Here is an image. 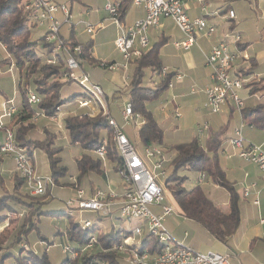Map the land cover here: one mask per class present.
I'll list each match as a JSON object with an SVG mask.
<instances>
[{"label":"trees","instance_id":"obj_1","mask_svg":"<svg viewBox=\"0 0 264 264\" xmlns=\"http://www.w3.org/2000/svg\"><path fill=\"white\" fill-rule=\"evenodd\" d=\"M26 1L0 0V44L9 57L6 64L9 66L13 64L18 76L17 100L13 102L16 112L8 119L9 124L7 127L13 130L17 144L23 148H28L29 152H27L32 157L34 150H41L45 154L49 166L50 175L48 176L53 179L55 185L61 183L72 185L73 183L69 181V178L74 176L68 177V180L64 179L67 169L61 164V158L59 157L62 148L55 145L56 132L44 126V121H52L51 117L57 111H61L64 113L62 123L69 141L82 149V153L75 160L76 169L79 173L77 179L84 174H101L102 164L94 151L104 139H108L109 142L107 144L108 163L113 165L112 169L116 172L118 166H120V156L111 141L113 130L102 114L90 115L88 111L80 113L75 110V108H78V101L87 98L85 93L73 94L68 99L61 98V87L74 80L63 78V58L60 57L59 64L55 65L42 60L43 57L40 52L44 51L42 49L46 47L43 42V34L36 40L32 39V32L37 24L30 20L27 11L24 9ZM121 8V6H118V11L123 15L124 9ZM163 42L165 43V39H159L147 51L142 52L139 58L131 61L133 69L124 91L131 102L133 112L138 113L143 119L137 134L144 146L160 145L163 142V131L158 126L159 124L154 119L147 104L153 100L157 101L161 93L168 88V82L173 74L169 73L161 77L153 89H149L142 84L146 70L150 69L160 74L163 67L159 49ZM66 44L71 49L76 45H80L81 51L77 55L80 63L83 61H88L91 64L97 62L92 55L91 41L78 43L71 31L69 38L66 39ZM108 63H112V61L103 63L102 67H107L105 65ZM57 74H59L58 80H50L51 77H56ZM256 83V80H252L246 84L245 90L247 93L249 95H254L258 91L263 93L260 94L257 103L253 107L241 110V119L245 125L264 131V85L259 83L257 88H253ZM0 92L2 91L0 90ZM30 93L38 98L36 104L29 103ZM40 114L43 116L35 120L37 115ZM40 122H43V124L40 125ZM51 124L57 128L55 123L51 122ZM224 132L225 127H220L217 130H208L204 140H200L196 136L187 142L172 145L169 148L170 152L173 153L168 164L170 170L164 180L165 186L173 185L170 187L171 191L169 193L178 205L181 215L196 222L214 239L222 243H226V240L235 234L240 224L238 194L233 184L227 180L225 172L219 164V150L224 139ZM0 156L5 157L8 155L0 151ZM180 169L197 171L215 185L225 188L229 194L227 205L224 207L216 205L207 197L199 185L188 190L183 189V180L176 174ZM8 174V177L3 176L0 169V222L2 221L1 223L7 226V213L9 210L15 214L18 213L20 218L16 220V226L12 230L7 234H0V264H50L45 251L38 255L31 250L27 243V236L36 229L37 218L41 214L40 206L45 203V198L50 195V192L47 191L45 194L38 196L33 195L41 199L36 202L23 200L14 193L19 188L25 187L26 189L24 178L14 168ZM11 174L20 180L19 183L12 181V193L6 192L4 187V184L6 185L4 181L10 179ZM96 191L97 189H89L90 196ZM102 191H107V189ZM13 198L17 201L13 202ZM16 205L20 206L19 209H23V211L19 212ZM113 209L107 217L97 215L93 221L79 219L76 222L71 217L72 214L78 212L65 204L67 213L63 212L58 215L69 219L65 236L69 242L75 245L65 247L68 255L60 264H120L122 256L127 257L131 254L129 249L125 252L118 250V246H120L123 239L132 233L130 230L123 232L115 230V222L118 221L119 217L116 208ZM82 220L91 222L89 226L82 227ZM41 239V241L44 240ZM141 240L138 248L140 252L147 250L150 256H155L161 251V246L156 237L144 234Z\"/></svg>","mask_w":264,"mask_h":264},{"label":"built area","instance_id":"obj_2","mask_svg":"<svg viewBox=\"0 0 264 264\" xmlns=\"http://www.w3.org/2000/svg\"><path fill=\"white\" fill-rule=\"evenodd\" d=\"M185 0H132L136 6L142 7L144 17L135 21L132 25L123 27L121 34L114 40L115 47L122 53L123 62L118 65L112 61L108 63L109 70L126 71L127 66L132 60L139 58L142 52L147 51L149 41L147 31L150 27H158L161 19H170L177 27L183 38L179 41H173V45L177 49L188 50L196 43V39L200 35L210 36L215 33L216 26L209 24L204 17L190 18L184 9ZM24 9L27 11L30 20L37 26H45L43 33L44 47L41 56L45 57V62L55 65L59 64V58H63V78L77 80L79 85L100 101L99 110H94L91 100L86 99L78 101V108L88 109V114L94 115L97 113L105 117L109 127H111L113 142L117 154L120 156V166L116 170L119 177V191L107 189V191L97 190L90 197L84 196V191L81 188H76V197L66 200L65 204L73 209L82 211H90L101 216H109L113 208H116L119 219L128 221H141L146 223L147 230L144 232V227L135 226L131 233L139 236V240L135 239L133 234L124 238L118 250L125 252L128 249L131 254L126 257L131 264H231L225 254L213 251H196L190 247L174 240L171 234L163 226L162 221L164 216L170 215L174 208L171 204L161 205V215H155L149 210L150 205H160V202L165 197L164 180L170 170V157L165 155L162 148L155 144L145 146V157L139 155L132 146L129 138L124 133L123 128L117 124L109 112L106 96L102 92L101 87L94 83L88 74L81 68L78 54L81 51L80 45H76L72 49L66 44L60 34V28L66 24L70 30L75 28L72 21V14L66 4L60 3L59 0H27L24 4ZM105 10L109 13L110 20L120 26L118 8L111 2L105 4ZM229 19L234 17V12L227 11ZM103 27V23L91 25L85 23V30L89 34H94L99 28ZM235 33L231 32L213 45L205 56V63L210 68L209 83L203 88L206 96L205 105L210 108L212 113H219L227 102H231L233 108L241 112L244 108V102L240 98L239 92L244 90L246 84L252 80H256L257 75L249 69V59L242 56L239 49H231L228 40ZM233 43L240 42V35L235 34ZM235 38V39H234ZM232 42V41H231ZM48 50V51H47ZM245 61V65L240 66L239 62ZM107 63V62H104ZM103 63H101V66ZM247 65V68H246ZM169 74L165 68L161 69L160 77ZM180 74H173L168 82V88L172 86L173 80H181ZM259 80V79H258ZM191 92L196 91L195 87H191ZM264 95V94H263ZM260 97V96H259ZM264 97V96H263ZM28 101L31 104H36L38 98L30 93ZM16 112V107L13 100H6L1 105L0 111V130L3 131L4 137L0 142V151L10 155L13 159L15 171L24 178L26 188L32 195H42L47 191L51 192L55 186L53 179L46 176H39L32 163V155L26 149L17 147L15 136L12 129L7 127L3 120L9 119ZM175 117H180V111L174 109L171 111ZM121 118L124 124H133L138 129L143 123V119L138 113H134L129 98L123 102L120 110ZM43 115H37L38 119ZM64 113L57 111L51 117V120L57 126H61ZM58 122V123H57ZM243 124L234 130V136L229 140L230 144L238 149L237 155L246 162L254 164L264 175V142L261 145L248 143L242 135ZM207 129V124L201 127V130ZM110 141V140H109ZM108 139L102 140L100 146L94 151L99 158L102 166L105 167L108 160L107 144ZM148 162L152 163V170L148 167ZM103 167V168H104ZM159 169L158 175L155 169ZM105 169V168H104ZM107 173V171H105ZM158 176L163 179L161 181ZM204 175L201 174L199 182ZM255 186L254 183L250 187ZM250 187L243 190V196L247 197L250 194ZM264 193V182L260 190L257 192ZM253 204H258V200L254 199ZM91 221L82 220V227L89 226ZM118 231H125L119 227ZM147 234L157 238L161 251L155 256H150L147 250L140 252L141 239Z\"/></svg>","mask_w":264,"mask_h":264},{"label":"rangeland","instance_id":"obj_3","mask_svg":"<svg viewBox=\"0 0 264 264\" xmlns=\"http://www.w3.org/2000/svg\"><path fill=\"white\" fill-rule=\"evenodd\" d=\"M68 2V5H72V11H73V18L72 21L75 24V39L78 43H84L87 41H91L92 43V54L93 57L96 59L97 62L94 64L89 63L88 61H83L81 63L82 70L88 74L90 79L93 82H96L99 84V87H101L102 92L104 93V96H106L107 106L109 108V112L113 118H115V121L119 126L125 129L126 135H128L129 140L134 147L135 151L141 155L142 157H145L144 152V144L141 142L136 128L137 126H134L133 124H124V121L121 118L120 110L121 106L124 101H126L127 96L125 95V92H123L124 84L128 81L129 83V76H131L133 66L128 64L126 71L121 70H109L107 67H102L100 63L104 62H115L116 64L120 65L124 60L122 53L115 47L114 40L115 38L120 34V27L110 20L109 13L105 10V4L106 0H65ZM112 2V0L107 1ZM230 5L233 11L236 13L237 16V28L239 32H242L243 36L246 34L249 35L248 32H252L253 27L255 26V23H263L264 21V15L263 19L260 20V15L262 13V8H264V0H230ZM86 12L89 13V15L86 14ZM208 11L198 10V17H201L203 14H208ZM264 13V12H263ZM203 18V17H202ZM206 21L211 20L215 22L216 31L221 30L225 25H228V17L227 13L225 14H217V16L214 18L212 17H206L204 18ZM235 20V21H236ZM239 20V22H238ZM97 21H102L103 27L99 28L98 31H96L94 34H89L85 30V23H89L91 25H95ZM151 29H154V27H150L147 31L148 41H149V47L153 45L154 42L158 41L157 37L152 34L150 31ZM45 31V26H36L33 29L32 32V39L36 40ZM233 33L237 34V31L232 30ZM66 36V28H63L62 31ZM179 30L174 25V23L171 21L166 26V33H170L172 38H168L165 43L161 45L159 49V54H162L161 60L164 62H173L174 60V53H175V46L173 45V36H175ZM263 39H264V31L262 32ZM235 34L232 36L234 37ZM231 37L228 42L230 43L231 49H236V43H233V38ZM235 39V38H234ZM232 41V42H231ZM196 44V43H195ZM194 44V45H195ZM48 51V50H47ZM43 57V61H45V57ZM41 57V58H42ZM9 61V57L5 50L2 48L0 44V89H3L6 95L10 97L12 95L14 88H17V70L15 66L11 65V71H8L9 65L6 64V62ZM12 62V60H10ZM13 63V62H12ZM261 75L264 76V66L260 68L258 71ZM152 76V70H146L145 75L142 81V84L145 87H153L152 83H156L157 80H159V75L157 72L153 73ZM127 78V80H126ZM258 78V77H257ZM59 74L55 77H51L50 80H58ZM150 79L153 80V82H150ZM257 83L254 85L253 88H257L260 83L262 84V80L256 79ZM150 83L151 86H148ZM85 93L86 96L91 100L92 107L94 110H99V107L101 105L100 101L97 100L94 96H92L85 87L79 85L77 80L71 81L70 83H67L61 87L60 95L62 99H68L69 97L76 95V94H83ZM1 94V92H0ZM167 95V92L165 91L162 94V97L164 95ZM115 95V97H114ZM240 98L243 100L245 107L250 108L253 107V104H256L257 102V95H249L245 90H241L239 92ZM158 100V99H157ZM158 101L153 100L148 102L147 107L153 109L151 107L152 105H158ZM154 108L153 112L154 114L158 113V109ZM77 112L85 113L88 111V109H78L75 108ZM0 111H1V104H0ZM199 120L198 123H205L209 125V127H212V129H218L219 126H221L223 123L226 124V121L228 118L226 115L219 113H212L210 108L205 106H202L200 110H198ZM50 122V123H49ZM51 122L55 123L54 121H44L45 128H50L51 130H55L57 138L55 140V145H58L62 148V151L59 153V157L61 158V164L64 165L67 169L65 180H68V177L74 176L69 178V181L73 183L70 184H57L55 185L50 195H47L48 197L45 198V203L40 206V212L41 214L38 215L37 222H36V229L31 231L29 235L27 236V243L31 250H33L36 254L41 255L44 253V251L47 254V257L49 259L50 264H60L62 261L67 257L68 253L65 249L66 246L75 245L68 241V239L65 236L66 228L69 225V219L65 216L58 215L59 213H67L65 211V202L68 199H74L76 195V188H81L84 191V196H87V192H89V189H100L105 190L106 188H103L105 184L101 183L102 180L107 181L109 179L108 186L109 189L113 191H119L121 188H119V177L117 176L116 172L112 169L113 165L108 163V160L106 162L105 167L101 166L102 172L100 173H92V174H84L79 179L78 178V171L76 167L75 160L76 158L82 153V149L78 145L72 144V142L69 141V138L67 136V132L64 128L63 123L61 126L54 127ZM240 115L239 111L235 109V113L233 114V117L229 120L228 129L231 128H238L240 126ZM58 123V122H57ZM43 122H40V125H42ZM56 124V123H55ZM39 130L40 129V126ZM165 131L163 135V142L162 144H155L159 148H162L165 154H168L170 150L168 148H171L174 143H180L177 140L176 136L174 135L173 131L171 130ZM193 131L198 134L197 132V125L194 124ZM1 136H3L2 131ZM187 132V131H183ZM259 133V134H258ZM257 134H255L254 140H261L262 141V135L260 131H258ZM206 131L203 133H200L198 136L200 139L204 140L206 137ZM188 135V134H187ZM3 140V138H2ZM17 144V142L15 141ZM256 145H261V143H256ZM17 147L22 148L17 144ZM28 147V146H27ZM29 152L28 148H24ZM10 156V155H8ZM32 163L36 170L37 175L39 176H46L49 174V166L46 160L45 154L41 150H34L33 151V157H32ZM105 169H104V168ZM148 167L152 170V163L148 162ZM11 168H14L13 165H11ZM107 171V173H105ZM156 175L159 173V169L154 170ZM177 176L181 177L183 180L182 187L183 189H191L192 187L199 185L205 194L211 198L215 203H217L219 206L224 207L225 203L227 201V195L228 191L222 187L215 186L211 180L207 179L206 177L202 178V180L199 182V178H201V174L197 171H191L188 169H180L177 171ZM10 179H6L4 183L6 182V185L4 184L6 192H13L11 189V183L12 181L15 183H19V179L13 174ZM158 179L163 181L160 176H158ZM68 181V182H69ZM199 182V183H198ZM107 186V185H106ZM173 185H164L165 189V197L160 202V205H150L149 210L155 214V215H161V205H168L173 204L175 201L173 199V196L169 193L171 191L170 187ZM91 187V188H90ZM90 193V192H89ZM16 196H18L21 199H25L27 201L36 202L41 200L39 197L33 196L30 194L28 188L25 189V187L19 188L17 192L14 193ZM27 194V195H25ZM14 200V198H13ZM12 201V199H11ZM17 200H14L15 202ZM17 206V205H16ZM16 208H20V206H17ZM23 211V209L18 210ZM78 213L72 214L71 217L73 221H79V219H89L93 221L97 213H93L90 211H82L80 213L78 210H76ZM50 213V214H47ZM8 218V224H3L0 222V234H7L12 228L16 226V220L19 217L18 213L15 214L11 210L7 213ZM244 217V216H243ZM162 224L165 228H171L174 227L175 232L171 230L170 232L174 240L178 241L179 238L177 235L181 234L184 229L188 231V233H191L189 229H187L184 225H181L183 223L182 216L179 214L176 207H174L173 212L170 215L164 216L162 218ZM118 221L115 222V230H118L119 227L123 228L126 231L133 230L135 226H142L144 227V232H146L147 227L146 223H142L141 221H128V220H121L117 219ZM188 222V221H187ZM189 222H192L191 220ZM107 224V223H106ZM243 226V225H242ZM168 228V229H169ZM6 230V231H5ZM60 233V234H58ZM174 233V234H173ZM39 234V235H38ZM133 234V233H132ZM190 234H188L189 236ZM135 239L139 240V236H136L133 234ZM240 233L238 235H235L234 237H229L226 240V243H222L218 241L219 246H223V249L226 250V256L228 257L229 261L231 263H237L238 257L235 255V252L238 253L239 248L236 247V245L240 244L237 242L240 238ZM43 238L44 240L41 241ZM194 239L198 238V235L193 236ZM235 248L236 251L232 252V248ZM94 247H92L93 249ZM91 249V250H92ZM95 250V249H93ZM210 250H218L215 248H210ZM205 251V250H204ZM15 252V251H14ZM223 252V251H221ZM249 252V251H248ZM16 253V252H15ZM251 254V252H249ZM120 264H131L127 261L126 256H122L120 259Z\"/></svg>","mask_w":264,"mask_h":264},{"label":"crops","instance_id":"obj_4","mask_svg":"<svg viewBox=\"0 0 264 264\" xmlns=\"http://www.w3.org/2000/svg\"><path fill=\"white\" fill-rule=\"evenodd\" d=\"M107 1L110 0H106V3ZM59 2L67 5L73 17L72 5H68V2L65 0H59ZM229 2L230 0H185L184 9L190 18L198 17L197 16L199 15L198 10H200V12L202 10L209 12L208 14H203L201 17L215 18L217 14H225L227 13L228 10L233 11ZM111 3L116 5L117 8L118 6H121L124 9L123 15H121L118 11L119 13L118 18L122 16L119 19L120 29H122L123 27L130 26L138 19L144 17L143 8L134 5L132 3V0H112ZM263 12H264V8H262L260 20L263 19L262 18L264 15ZM86 14L89 15L88 12H86ZM237 16L238 15H236V13L234 12V17L231 19L228 18V25L226 24L225 27H223L221 30L215 31L214 34L210 36L207 35L198 36L196 39V44L191 46V48H189L188 50L174 48L175 53H174V60L172 63L171 62L163 63V61L161 60L162 54H159L162 67L167 69L168 73L180 74L182 77L181 80L179 81L173 80L172 86L166 88L165 91L167 92V95L165 94L164 97H162V94L165 91L161 93V96L158 98V100L160 99L158 105L154 104L151 106V107L154 106V108L159 107L157 114H154L153 112L154 108L153 109L149 108L150 112H152L154 119L159 124L158 126L161 127L163 131V135L165 131H168L170 130V128H172L171 130L173 131L176 138H178L177 140H180L178 142L182 143L189 141L191 138H194L198 136L200 133H203L205 131L208 134V130H217V129H212V127H209L207 122L203 124L198 123L199 120V116L197 115L198 110H200L202 106H205V101H206V96L203 92V88L207 83H209V74H210V68L205 63V56L208 54V52L210 51L213 45L217 44L220 40L224 39L227 34L233 32L232 30L237 31V34L240 35V42L236 45V49H239L241 51L242 56L249 59V63H248V66L250 67L249 69H251V71L257 75L259 80L260 79L262 80V84L264 85V76L258 73L260 68L264 66V39L262 37L263 35L262 32L264 31V22L261 24L256 22L255 26L252 29V32H248L249 35L246 34L245 36H243L242 35L243 33L239 32L237 28V24H236ZM239 18L241 17L238 16V19ZM100 22L102 21H97L95 25H97V23ZM169 22H171L170 19L167 18L161 19L159 26L155 27L154 29H151L150 32L154 34L158 40L163 38L166 41L168 38H172L170 33H166V26L167 24H169ZM207 22L209 24L215 25L214 20L213 21L207 20ZM63 28H66V32H65L66 36L63 32H61ZM71 31L75 39V28L73 30H70V28L66 24H63L60 28V34L64 39L69 38ZM147 36H149V33ZM182 38L183 35L181 34V32H178L175 36H173V41H179ZM2 48L4 49L3 46ZM244 63L245 61L242 63V60H240L239 65L243 66L245 65ZM130 64L133 66L132 63H129V65ZM10 67L11 65L9 66L8 71H11ZM154 72L155 71L152 70V76ZM159 78L161 79L160 76ZM160 79L157 80L156 83H152L153 84L152 88L150 87L148 88L149 89L155 88V85L160 81ZM150 82H153V80L150 79ZM127 84L128 81L124 84L123 92L126 90ZM148 86H151L150 83ZM191 87H195L196 91L191 92L190 91ZM0 90L2 91L0 94L1 105L6 100H13V102H16L17 100L16 95L18 92L16 87L14 88L13 93L12 95H10V97H8V95L5 94L3 89ZM245 92L247 91L245 90ZM261 93L263 92L258 91L256 94H254L258 96L257 100L259 99ZM254 105L255 104H253L252 106ZM244 108H246L245 104H244ZM174 109L180 111L181 114L180 117H175V115L172 114L171 111H173ZM221 113L226 115L228 120L226 121V124L223 123L221 126L218 127V128L225 127V132L223 135L224 139L221 143V147L219 150V164L220 167L225 172V176L227 180L233 184L238 194L239 210H240L239 227L236 230L235 234L231 236L234 237L239 233L241 235L239 240H237V242L240 244L236 245V247L239 248V251H237L238 253L235 252V255L239 259L237 263H231V262L230 263L231 264H264V193L260 191L257 192L258 190H260L261 185L264 182V175L254 164H251L250 162H246L243 159H241L237 155L238 149L234 148L229 142V140L234 136V130L236 129V128L232 130L231 128L228 129L229 120L233 117V114L235 113V109H233L232 103L227 102V104L222 107ZM239 115L241 121L240 125L243 124L242 135L244 140L252 144H256V143L263 144L264 131L256 129L253 126L245 125L241 119V112H239ZM3 122L6 126L9 124L8 119H4ZM194 124L197 125L198 134H196L193 131ZM204 124H207V129L201 130V127ZM123 131L126 134L124 128ZM183 131H187V132L183 133ZM258 131H260L262 135V141L254 140L253 136L257 134ZM2 134L4 135L3 131ZM207 134L205 135V137L207 136ZM2 138L3 137L0 135V142L2 141ZM174 144L177 143L175 142ZM167 153L168 154L165 155L172 157L173 155L172 152L169 151ZM1 159L2 160L0 163V169L3 172V176L8 177L9 175L8 172H10L13 169L11 168V165H13L14 167L13 160L10 156H5V157L2 156ZM108 182L109 179H107V181L102 180L101 183L105 184L104 187H107L108 189V186H110ZM252 183H254L255 186L250 187ZM248 187H250V194L249 196L244 197L243 190ZM89 196L90 193L87 192L86 197ZM228 198H229V194L227 195L226 202H228ZM209 199L212 202H214L211 198ZM254 199L258 200V204L256 205L253 204L252 201ZM226 202H224L225 206L227 205ZM215 204L218 205L217 203ZM172 206L173 208L176 207L179 214L181 215V211L178 205L176 204V202H174ZM182 219H183V223H181V225H184L187 229L190 230L191 233H188V231L184 229L180 235L179 234L177 235L178 238L180 237L178 242H181L182 244H185L186 246L196 251H204V250L206 251V250H210V248H215L218 249L216 250V252L225 255L227 254L226 250L223 249V246L218 245L217 243L218 240L214 239L204 228H202L200 225H198L196 222L192 220H191L192 222H189L190 220L184 218L183 216ZM168 228H166V230L169 233L172 232L171 230L175 232L174 227H171L169 229ZM188 234L190 235L188 236ZM194 235H198V238L194 239L193 238ZM231 248H232V252L236 251L235 248L233 247ZM248 251L251 252V254Z\"/></svg>","mask_w":264,"mask_h":264}]
</instances>
